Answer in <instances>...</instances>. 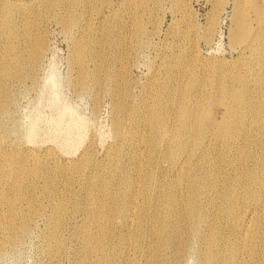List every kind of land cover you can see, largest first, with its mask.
I'll return each instance as SVG.
<instances>
[{
    "label": "bare ground",
    "instance_id": "1",
    "mask_svg": "<svg viewBox=\"0 0 264 264\" xmlns=\"http://www.w3.org/2000/svg\"><path fill=\"white\" fill-rule=\"evenodd\" d=\"M147 1L137 0L140 6ZM114 2L0 4V74L12 71L8 79L0 78L3 136L20 64L28 54L33 79L48 25L55 22L66 35H79L72 60L75 92L92 96V114L104 96L110 98L113 142L101 160L89 145L73 164L51 149L36 153L10 144L0 149V251L3 241L12 246L19 234L28 233L29 221L39 213L33 208L36 184L52 180L61 194L49 203L55 231L45 238L47 253L64 249L62 231L80 215L73 226L76 264H187L189 257L195 264H264V74H259L264 20L254 30L242 29L251 40L246 75L254 90L244 87L247 79L240 75L229 85L205 82L204 72L193 75L188 61L177 57L167 73L153 74L135 95L121 82L126 68L119 72L116 66L123 58L125 26L130 24L126 42L133 56L149 45L146 36L155 30L145 33L137 11L128 13L123 0ZM41 9L48 16L42 17ZM53 78L47 80L56 91ZM77 130L67 146L82 143ZM72 173L86 178L82 202L74 196Z\"/></svg>",
    "mask_w": 264,
    "mask_h": 264
},
{
    "label": "rangeland",
    "instance_id": "2",
    "mask_svg": "<svg viewBox=\"0 0 264 264\" xmlns=\"http://www.w3.org/2000/svg\"><path fill=\"white\" fill-rule=\"evenodd\" d=\"M3 1L5 0H0V4ZM7 1L28 6L33 0ZM114 1L119 3L122 0ZM123 3L125 9L129 7L128 13L136 10L140 15L139 23L145 33L155 30L150 36H146L145 40L150 41L149 45L144 47L139 55L133 56L131 45L126 42L130 39L126 33L131 35L130 24L125 26L126 41H121L124 47L119 51L123 58L119 57L122 60L118 61L116 66L119 72L126 68L124 76L121 77V80H124L121 82L128 85L135 95L149 85L153 74L160 77L167 73V65L177 57L188 61L193 75L204 72L205 82L207 78H211L217 83L227 82L229 85L232 76L240 75L247 79L244 87L254 90L253 79L246 75L252 59L246 45L251 43V40L242 29L254 30L259 27L260 21L264 20V0H148L143 6H140L137 0H123ZM40 13L42 17L48 16L42 9ZM47 30V43L39 57L33 79H30L32 76L28 74L32 70L26 63L28 54L20 64L10 108L4 116L6 138L0 131V149L9 144L20 149L29 148L36 153L51 149L59 160L73 164L79 154L91 145L88 151L97 160H101L108 144L113 143L108 112L110 98L104 96L99 112L92 114V96L86 92H75L74 87L75 68L72 60L79 35H66L61 25L55 22L49 23ZM143 37H140L141 42ZM116 55L115 52L113 56ZM14 56L11 53L12 59L16 60ZM11 72L0 74V78L8 79ZM259 74H264V68L259 70ZM50 75L54 76L53 79L58 85L56 91L51 81L47 80ZM218 109L216 106L213 108L217 111ZM59 119L62 120V129L56 127ZM78 128L84 136L80 141L82 143L67 146L65 142L70 136L78 133ZM80 176L72 173L71 179L74 196L82 202L85 194L82 186L86 178ZM44 184L47 185L46 191ZM49 189L54 191L48 194ZM57 189V184L52 180L36 184L33 208L39 210V213L29 221L28 233L19 234L14 245L10 246L3 241L0 264H76L78 250L73 238V226L76 221H81L80 215L71 217L62 231L64 249L60 252L52 250L51 254L46 252L45 247L48 244L45 238L55 231L49 203L61 194L58 193L60 187L58 191ZM24 202L22 201L20 208L25 213L28 210ZM20 208L17 210H21ZM187 264H195V259L189 257Z\"/></svg>",
    "mask_w": 264,
    "mask_h": 264
}]
</instances>
